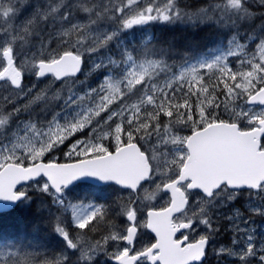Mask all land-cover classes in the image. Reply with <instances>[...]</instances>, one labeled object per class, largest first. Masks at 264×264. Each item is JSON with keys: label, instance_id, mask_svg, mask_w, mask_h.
<instances>
[{"label": "snow or ice", "instance_id": "obj_1", "mask_svg": "<svg viewBox=\"0 0 264 264\" xmlns=\"http://www.w3.org/2000/svg\"><path fill=\"white\" fill-rule=\"evenodd\" d=\"M0 209V264H264V0H0Z\"/></svg>", "mask_w": 264, "mask_h": 264}, {"label": "trees", "instance_id": "obj_2", "mask_svg": "<svg viewBox=\"0 0 264 264\" xmlns=\"http://www.w3.org/2000/svg\"><path fill=\"white\" fill-rule=\"evenodd\" d=\"M195 1L196 0H188L189 3H195ZM253 10L255 11L256 9H253ZM201 28H204V26L201 25ZM150 34H153L151 30L148 33L144 34V38H147V36ZM174 36L176 38V42H177L178 46L184 45L190 39H191V41L198 42V44H199L198 50L199 51H204L206 47H213V46H215V44L219 40L225 39L224 37H217L214 32H212L208 29H205L204 31H200V30L192 31V30L188 29L187 26H183V25L176 26L175 30L172 32H169V33H161L158 30L155 32V37L159 40H166L167 38L174 37ZM228 38H230V37H228ZM204 44H206V45H204ZM184 50H188V48H185ZM78 194L79 195H87V196L93 197V198H95L97 196H106L108 198V200L106 201L105 199L101 198L98 201L101 203L110 202L111 200L115 199V197L117 195H125V196L127 195L126 192L119 191V187H117V186H114L113 189L112 188L106 189L105 193H103V194L94 193L89 189L80 190ZM40 203L41 202L39 200H37V202L32 205V208H31L32 213L36 212ZM240 207L244 211V207L242 205ZM2 213L3 214L0 215V230L3 231L6 239L10 235L13 234L14 227H16V226H20V227L29 226L32 222V219H33V217L30 216L27 211L14 210V211H11L10 214L8 212H2ZM121 219H123V218H117V223H119ZM254 219H255V222L257 224L263 225L264 219H261V218H254ZM259 234H260V232H258V235ZM225 236H226V242L228 243V241H229L228 238L231 237V233H226ZM38 239H40L41 242L44 243L49 250H56L59 247V245H58L59 242L55 238H53L51 235L42 233V234L38 235ZM99 263H100V261H99ZM207 263L208 264H217V261H214V258L209 257Z\"/></svg>", "mask_w": 264, "mask_h": 264}, {"label": "rangeland", "instance_id": "obj_3", "mask_svg": "<svg viewBox=\"0 0 264 264\" xmlns=\"http://www.w3.org/2000/svg\"><path fill=\"white\" fill-rule=\"evenodd\" d=\"M36 81H35V79L34 78H29L28 80H26L25 81V83L26 84H28L29 86L31 85V83H35ZM45 83H47V81H45ZM44 85L43 84H41L40 85V87H43ZM184 134H189V133H187V132H185ZM57 155H59V154H57ZM165 200V197L162 199V200H160L158 203L157 202H154V203H156V205H158L159 203H163V201ZM242 210V209H241ZM243 211V210H242ZM229 215L231 214V212H229L228 213ZM141 219H143V217H141ZM256 224V226H257V229H258V232H264V223H263V225H258L257 223H255ZM193 238H198V236L197 237H193ZM228 243L226 242V239L225 240H223L222 238H221V236H218L217 237V242H218V244H225V245H228L229 243H230V240H231V237L230 238H228ZM149 242H150V235H149V233H148V231H147V229H141V232H140V238H139V241L137 242V248H139V247H142V246H144V245H147V244H149ZM226 242V243H225ZM218 244H216V245H213V247H216V246H218ZM209 255H211V254H209ZM212 256V255H211ZM101 258V259H100ZM99 258V261H100V263L99 264H111V261H108L105 257H100ZM222 260H224L225 261V264H237V262L236 261H232V260H228L227 258H221ZM214 261H216V257H214Z\"/></svg>", "mask_w": 264, "mask_h": 264}, {"label": "flooded vegetation", "instance_id": "obj_4", "mask_svg": "<svg viewBox=\"0 0 264 264\" xmlns=\"http://www.w3.org/2000/svg\"><path fill=\"white\" fill-rule=\"evenodd\" d=\"M60 162H65L64 159H63V157L60 158ZM223 235H224V233H222V234L220 235L221 238H223V237H222ZM178 237H179V236H178ZM153 242H155V239L153 240V237L150 236V242H149V244H150V243H153Z\"/></svg>", "mask_w": 264, "mask_h": 264}, {"label": "bare ground", "instance_id": "obj_5", "mask_svg": "<svg viewBox=\"0 0 264 264\" xmlns=\"http://www.w3.org/2000/svg\"><path fill=\"white\" fill-rule=\"evenodd\" d=\"M196 2V1H195ZM180 29V28H179ZM184 31V30H183ZM182 32V31H181ZM175 35V34H174ZM206 35V34H205ZM213 35V34H212ZM194 36V35H193ZM166 37V36H165ZM175 37V36H174ZM194 38V37H193ZM195 39V38H194ZM191 40V39H190ZM205 40V39H204ZM207 40V39H206ZM203 41V40H202ZM212 41V40H211ZM184 42V41H183ZM205 43V42H204ZM207 44V43H206ZM204 44V45H206ZM111 189V188H110ZM113 189V188H112ZM112 192V191H111ZM116 192V191H115ZM117 194V193H116ZM113 197V196H112ZM49 238V237H48ZM54 240V239H53ZM59 245V244H58ZM101 259V258H100Z\"/></svg>", "mask_w": 264, "mask_h": 264}, {"label": "water", "instance_id": "obj_6", "mask_svg": "<svg viewBox=\"0 0 264 264\" xmlns=\"http://www.w3.org/2000/svg\"><path fill=\"white\" fill-rule=\"evenodd\" d=\"M4 211H7V210H2V209H0V212H4ZM150 232H151V230L150 229H148ZM153 233V232H152ZM154 234V233H153ZM155 235V234H154Z\"/></svg>", "mask_w": 264, "mask_h": 264}]
</instances>
